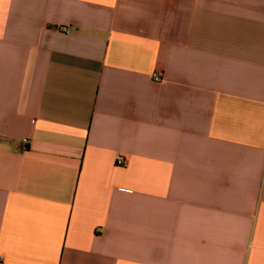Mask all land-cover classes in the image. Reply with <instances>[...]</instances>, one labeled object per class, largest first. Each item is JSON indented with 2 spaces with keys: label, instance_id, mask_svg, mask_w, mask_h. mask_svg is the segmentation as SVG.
Instances as JSON below:
<instances>
[{
  "label": "crops",
  "instance_id": "1",
  "mask_svg": "<svg viewBox=\"0 0 264 264\" xmlns=\"http://www.w3.org/2000/svg\"><path fill=\"white\" fill-rule=\"evenodd\" d=\"M0 258L264 264V0H0Z\"/></svg>",
  "mask_w": 264,
  "mask_h": 264
},
{
  "label": "built area",
  "instance_id": "2",
  "mask_svg": "<svg viewBox=\"0 0 264 264\" xmlns=\"http://www.w3.org/2000/svg\"><path fill=\"white\" fill-rule=\"evenodd\" d=\"M153 77L156 80H162L163 79L162 76L157 72L153 73ZM24 142L27 143V140H25ZM118 163H122V158L118 159ZM0 264H3L2 258H0Z\"/></svg>",
  "mask_w": 264,
  "mask_h": 264
}]
</instances>
